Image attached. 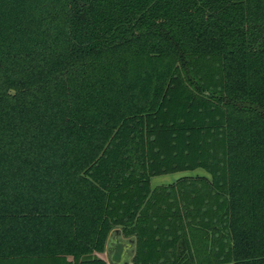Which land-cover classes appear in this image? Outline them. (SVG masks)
I'll return each instance as SVG.
<instances>
[{"label":"trees","instance_id":"1","mask_svg":"<svg viewBox=\"0 0 264 264\" xmlns=\"http://www.w3.org/2000/svg\"><path fill=\"white\" fill-rule=\"evenodd\" d=\"M115 228L264 264V0H0V264H108Z\"/></svg>","mask_w":264,"mask_h":264},{"label":"water","instance_id":"2","mask_svg":"<svg viewBox=\"0 0 264 264\" xmlns=\"http://www.w3.org/2000/svg\"><path fill=\"white\" fill-rule=\"evenodd\" d=\"M174 177L175 179L173 181L162 183V184H165V185L171 184L181 177H203V178H207L210 182L212 181L211 176L202 168H199L193 173L189 171L183 172V173L179 172ZM151 186L154 187L152 184ZM119 245L122 248V252H121L119 260L117 261L115 260L114 255ZM134 252H135V238L134 237H128V238L123 237L121 230L119 228H115L110 232L107 238L106 246H105V256H106V260L108 264H131V258L133 257Z\"/></svg>","mask_w":264,"mask_h":264},{"label":"rangeland","instance_id":"3","mask_svg":"<svg viewBox=\"0 0 264 264\" xmlns=\"http://www.w3.org/2000/svg\"><path fill=\"white\" fill-rule=\"evenodd\" d=\"M199 168H196V169H193V170H184V171H179V172H191L193 173L194 171L198 170ZM179 172H173V173H166V174H160V175H155V176H152L151 177V181L150 183L153 185V186H156V185H159V184H162V183H166V182H171L175 179V175L178 174ZM121 252H122V248L121 246H118L117 249H116V253H115V260H119L120 258V255H121ZM101 255H104L105 256V249L104 251L101 253ZM132 264V262H131Z\"/></svg>","mask_w":264,"mask_h":264},{"label":"crops","instance_id":"4","mask_svg":"<svg viewBox=\"0 0 264 264\" xmlns=\"http://www.w3.org/2000/svg\"><path fill=\"white\" fill-rule=\"evenodd\" d=\"M120 246V245H119ZM116 253V252H115ZM114 258H115V255H114Z\"/></svg>","mask_w":264,"mask_h":264}]
</instances>
